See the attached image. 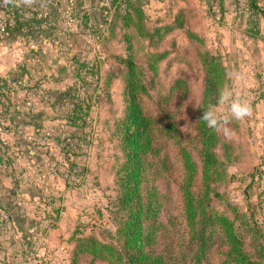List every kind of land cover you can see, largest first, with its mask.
I'll use <instances>...</instances> for the list:
<instances>
[{"label":"rangeland","instance_id":"rangeland-1","mask_svg":"<svg viewBox=\"0 0 264 264\" xmlns=\"http://www.w3.org/2000/svg\"><path fill=\"white\" fill-rule=\"evenodd\" d=\"M263 1L253 10L248 0H145L142 30L133 26L125 28L121 18L112 33L109 34L107 28L100 29L101 34L95 35L92 46L86 51V59L80 60L79 64H87L86 68L79 69L73 64L76 55L71 57L70 64L60 62L61 68L56 67L59 61L54 60V64L51 63L52 71L57 72L54 80L59 84L69 76L73 79L72 85L61 86L59 91L41 92L58 101L51 102V106L61 120L60 125L36 136L39 131L26 135L24 125L18 124V138H23L27 148L35 149L36 160L29 158V154V157L24 156L23 152V155L7 152L11 148L2 143L13 182L12 189L5 187L7 181H2L0 168L2 202H7L10 195H15L12 197L15 201L18 195H37L36 201L30 202L35 220H30L23 208H18L20 216L30 220L29 225L34 222L38 226H2L0 216V264H71L75 233L89 235L92 228L103 230L112 226L107 208L116 196L115 167L120 156L115 124L124 116V61L129 56L146 72L150 85L149 96L143 101L146 111L163 122L176 125L184 139L196 134L205 71L200 58L202 49L192 41L191 34L203 40V50L220 57L226 69L225 89H232L234 98L252 108V115L241 121L230 118L227 104L213 109L222 117L229 116L222 130L225 139L217 149L227 179L221 183L219 192L223 198L215 207L219 212L229 209L231 213H243L252 223L264 226ZM239 6L244 10L240 11ZM145 31L149 38L144 37ZM27 34L25 30L24 34L12 36L9 41L0 34V42L3 38L6 43L5 54L13 49V44L19 43L25 44L24 52L30 55L43 52L48 44ZM252 34L260 38L254 39ZM160 54H167V57L155 64L150 56ZM70 65L76 68L74 72L68 71ZM152 66L156 67V74L149 72ZM36 67L40 69L39 64ZM21 73L22 68L11 75L22 76ZM52 74L43 69L38 77L44 81L47 75L53 79ZM69 100H80L84 104H80L82 112L67 120ZM30 107L34 109L33 105ZM60 148L64 150L62 156ZM164 155L170 171L159 188L163 203L160 222L162 226H175V232L180 234L182 198L179 185L184 176L183 166L178 150L169 142L164 145ZM20 158L29 165H22ZM58 177L61 183L56 180ZM201 178L199 165L197 189ZM49 183L56 186L55 192L50 191ZM48 207L52 212L55 210L56 217L50 215L55 219L48 218ZM49 220H53L52 223ZM218 246L211 250L208 264H222L220 252L223 249Z\"/></svg>","mask_w":264,"mask_h":264},{"label":"trees","instance_id":"trees-1","mask_svg":"<svg viewBox=\"0 0 264 264\" xmlns=\"http://www.w3.org/2000/svg\"><path fill=\"white\" fill-rule=\"evenodd\" d=\"M40 1L52 10H43L41 16L35 14V18L26 25L12 12L14 25L8 26L5 34L8 41L12 36L24 34L30 24L38 25L40 17L46 20V14L57 13L58 9L68 12V16L76 19L82 29L83 25H92L89 16L85 25L84 16L79 14V6H68V2L62 1L56 5L51 0ZM108 1L111 9H108L102 28L106 26L109 34L120 18L124 20L125 28L133 26L142 30V3L145 0ZM248 1L253 10H257L261 4L259 0ZM239 10L243 11L244 8L240 7ZM54 24L55 29L60 30L62 21L57 20ZM42 34H47L50 39L55 38L54 32L45 34L44 30ZM143 34L145 38L150 37L146 31ZM252 36L254 39L260 38L255 34ZM190 37L202 49L200 58L205 71L196 134L184 139L176 125L163 122L146 111L143 101L149 96L150 89L146 72L129 56L124 61V116L115 124L120 156L115 167L116 196L110 200L107 208L112 226L103 230L92 228L89 235L75 233L73 239L76 245L71 254V264H208L210 252L218 244V249H223L220 252L222 264H264V226L252 223L243 213H231L229 209L219 212L215 207L217 201L223 198L219 192L221 183L224 178L227 179L217 154L225 139L222 132L225 124L215 130L210 129L202 117L204 111L213 110L219 105L220 94L225 89L226 69L219 56L203 50V40L198 35L191 34ZM150 57L156 64L163 61L167 54ZM149 72L156 74V67L152 66ZM69 102L67 113L72 117L83 111L80 104L84 103L80 100ZM38 121V117L25 113L15 120L20 125L35 127H38ZM40 135L39 131L36 136ZM19 141L23 142V138ZM166 142L178 150L183 166L184 176L179 185L182 198L180 234L175 232V226H162L160 222L163 203L159 188L170 171L164 155ZM3 149L0 153H5ZM199 165L202 178L197 189ZM0 211L7 214V219H2V226L20 225L11 209L0 206Z\"/></svg>","mask_w":264,"mask_h":264},{"label":"crops","instance_id":"crops-1","mask_svg":"<svg viewBox=\"0 0 264 264\" xmlns=\"http://www.w3.org/2000/svg\"><path fill=\"white\" fill-rule=\"evenodd\" d=\"M51 1L54 3V5H56L59 1H62L68 2V6H79V14H82V16H84L85 19H83V21L85 20V25L87 24L86 18H88V16L92 20V25H83V30L82 28H80V24L76 19H74V23H71L69 21L71 17H68V12L58 9L57 13L46 14V20L45 18L40 17L38 25L30 24L29 28H27L28 25L25 27L27 28L26 30L28 31V36L37 39V41L41 40L44 44H48L46 45V48H44L43 52L40 51L30 55L29 53L24 52L26 50V47L19 48L18 44H13V46L11 45L13 49L10 52H7V54H5L4 56L3 64L0 69V117L2 118L3 122L2 124H0V150H2V143H4L6 147L8 146L11 148H9L10 150H7V152L12 151L15 154L17 153L18 155L24 154V156H28L27 154H29L30 157H28L32 160H36L35 156H33L35 149L27 148V145H23V142L19 141L20 139L18 138V133H16L18 132L17 130L19 126L18 123L15 122V120L18 117L20 118L21 114L24 113L39 118L40 121L37 122L38 127L31 125L23 126V128L26 129L24 130L26 135H33L37 131L47 133L50 129H54L55 127H58V125H60L61 120L58 119L56 112L51 106L52 103L54 104L58 101H55V97H50L46 94L53 93V91H59L58 89H60L61 86L72 85L73 79L71 80V76H69L68 78H65L62 83L58 84L57 80H54L57 72L55 70L52 71L53 65L51 63L54 64L53 61L58 60L59 65H57L56 67L61 68L60 62L68 61V64H70L72 60L71 57L73 55H76L75 58H73V64L76 63L75 65L77 67H80L79 69L86 68L85 66H87V64H79L80 60L86 59V55L88 54L86 51H88L89 45L92 46L95 35H97L98 33L101 34L100 31L102 30L104 21H106L105 19L107 18L109 10L111 9L110 2L108 0ZM2 4L6 6V10L8 12H10L11 14L13 12L15 16H19L20 21L23 25L29 24V22L33 18H35V14H39L41 16V12L43 10H52L44 6L40 0H0V15H2ZM57 20H59L60 22L62 21L60 30L55 29L56 27L54 23ZM91 27H93V29H91ZM104 28L106 29L107 27L105 26L103 27V29ZM44 30L45 34L54 32V36L60 39L61 45L59 47H55L49 44L50 41L48 42V40H50V38L46 36L47 34H42V31ZM82 54L85 55V57H82ZM38 64L40 65V69L36 67ZM70 66L71 69H69L68 71H70V73L71 71L74 72L76 68L72 65ZM20 68H22L23 71V73H21L22 76H17L16 74L11 75V73L16 72ZM47 68H49V70ZM43 69L52 72L53 79H49L51 77L50 75H47L48 79L46 78V81H43L41 78H39L38 76L42 74ZM41 92H45L46 94L43 96ZM44 98H46V100ZM31 104L34 107V109L32 110L28 108L32 106ZM20 106H23V108L21 107L20 109ZM23 109H26L27 111H23ZM71 117L72 116L69 115L67 117V120ZM68 125L70 124L67 123V126ZM59 128L61 129V127ZM4 151L6 153V148L4 149ZM63 151L64 150L60 148V156H62L61 152ZM5 153H0V168H2L3 170H1L3 172H1L2 181H7L5 187H7L8 189H12L13 182L12 180H10L11 177L8 174V167L10 163L6 162V158L4 156ZM19 161L22 165H24V160L20 158ZM25 164L29 165V163ZM52 178L55 179L54 177ZM56 180L60 181L59 183H61L60 177L56 178ZM50 183V191L55 192L56 186H53ZM13 196L15 195H12V197ZM1 197L2 195H0V206H3L7 210L11 209V211L16 214L15 217L17 221L20 222L19 226H38L35 225L34 222H31L30 225L28 223L30 222V220H35V214L32 213V211L34 210L31 211L30 209V202L36 201L37 195H18V201L16 200L17 202L11 197V195L7 196L9 197V199H7V202H2ZM18 206L23 208L24 213L27 214V217L30 220H25L24 215L20 216ZM48 208V218L55 219V210H53L52 212V208ZM59 214L60 213H57V216ZM50 215H54L55 217H52ZM0 216L1 220L7 219V214L2 211H0ZM49 221L50 223H52L53 220ZM14 224L15 226L18 225L16 223ZM59 226H61V223Z\"/></svg>","mask_w":264,"mask_h":264},{"label":"clouds","instance_id":"clouds-1","mask_svg":"<svg viewBox=\"0 0 264 264\" xmlns=\"http://www.w3.org/2000/svg\"><path fill=\"white\" fill-rule=\"evenodd\" d=\"M218 104H227L230 118L237 121L244 120L252 115L251 106L242 100L234 98V92L232 89H225L221 92ZM229 116L222 117L216 111L208 110L204 111L202 120L206 122L207 127L215 130L219 128L221 124H227ZM225 134H229L227 129H225Z\"/></svg>","mask_w":264,"mask_h":264},{"label":"built area","instance_id":"built-area-1","mask_svg":"<svg viewBox=\"0 0 264 264\" xmlns=\"http://www.w3.org/2000/svg\"><path fill=\"white\" fill-rule=\"evenodd\" d=\"M69 21L71 23L75 22L72 17L69 19ZM13 25H14V19L12 18V14L8 12L6 10V6L2 4V17H0V34H2V36L3 35L5 36L8 26H13ZM50 44L55 47H59L61 45V41L59 38L55 37L53 39H50ZM23 46H25V44H22V43L18 44L19 48H22ZM5 47H6V43L3 41V38H2V42H0V69L2 67L3 59L5 56V50H6ZM31 47H32V50L35 49L34 46H31Z\"/></svg>","mask_w":264,"mask_h":264}]
</instances>
